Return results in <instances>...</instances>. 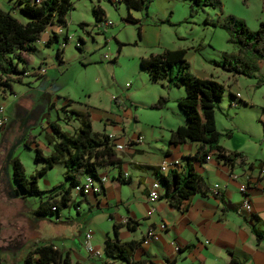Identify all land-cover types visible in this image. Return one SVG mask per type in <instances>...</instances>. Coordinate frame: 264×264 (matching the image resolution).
Masks as SVG:
<instances>
[{"label":"crops","instance_id":"1","mask_svg":"<svg viewBox=\"0 0 264 264\" xmlns=\"http://www.w3.org/2000/svg\"><path fill=\"white\" fill-rule=\"evenodd\" d=\"M108 1L110 2V0ZM241 1L248 5L251 0ZM152 2L153 0H150L145 11L126 7L125 15L121 16L122 21L127 23H130L125 19L128 14L137 19V23L134 25L136 33L137 27H139L137 36L140 39L144 37L143 23L140 24L143 12L146 18L150 13L152 14L148 23L153 30L157 29L152 39L155 46L151 52L147 55H135L129 68L130 77L133 75L145 77L146 81L141 82L139 87L142 92L143 85L148 86L144 88V93H149L147 100L142 101L134 98V95L138 93L137 85L131 92L125 90L116 96H111L118 115L105 120H101L100 117L97 128H93L89 120L93 130L107 135L112 134V145H122L120 150L113 147V155L108 158L106 164L97 168V174L106 177V180L101 184L99 194L86 192L78 195L71 193L70 201L66 206H62L52 215L39 217L40 221L49 219L56 226L80 221L85 228L84 233L87 232L91 235L88 244L99 250L101 254L94 256L86 251L84 233L79 234L78 238L67 239L59 233L60 227L55 230L60 241L52 239L37 243L54 244L58 252L68 253L70 264H124L122 260L108 256L104 252L105 240L113 238L115 235L114 226H116V237L119 241L136 242L137 245L130 256V260L134 262L143 264H230L232 259L237 264H264V238L257 239L252 232V227L264 232V175L260 173V169H264V83L256 86L255 78L233 75L228 72L230 75L227 84L228 93L225 97L224 90L215 105L214 122L220 133L219 145L224 148L225 153H238L239 157H236L232 165L229 166L218 161L215 158L216 152L212 151L208 154V159L191 162L193 171L199 176L201 185L205 189L204 194L195 192L178 204H171L165 198V189L161 187L160 196L155 201L150 202L146 197L150 184L160 176L158 170L160 163L177 159L180 166L173 171L182 174L185 172L183 157L192 156L199 147V143L188 140L178 144L168 143L170 131L185 123V116L176 103L177 99L185 94V90L181 86H173L164 81H151L147 73L141 69L139 60L164 49H184L185 58L188 61V57H191L193 52L201 51L204 46L201 41L188 45L181 44L180 42H184L185 39L178 32L174 33L178 38V44L167 47L166 44L160 43L159 38L164 25L172 26L177 31L181 25L178 23L182 22V24L192 26L195 21L194 16L189 17L188 14L182 20H173V16L167 8H164L163 14L156 16L157 12H150ZM120 4L112 3L113 7L117 9ZM220 4V11L213 13L212 16L204 11L210 21H214L220 12H224V3L220 2ZM93 8L99 9L102 12L100 13L101 18L107 20L105 18L106 10L100 4L96 3ZM0 9L9 11L21 22L27 20L19 11L16 0H0ZM253 10L254 13L250 21L245 16H236L243 19L249 29H256L259 21L264 20V14H262L264 0H258V4L253 7ZM63 24L65 27L66 22L64 21ZM177 24L178 26H175ZM76 25L80 27L76 35L68 33L66 27L65 33L62 31L57 33L58 25L52 24L47 25L40 33L41 37L40 35L38 37L45 41L53 34L56 35L46 45V48L50 50L55 48V56L59 63L63 62L64 47L67 42L63 47L60 44L65 40L66 34L71 35V40L74 38V41H79L80 48L76 47L79 51L84 49L88 38L92 40L98 37L102 39L103 44H108L103 33L105 28L110 25H103L101 21L96 22L95 20L90 23L78 20ZM46 28L47 30H45ZM211 28L219 27L211 26ZM112 39L115 42V51L110 55L111 57L114 56L117 46L121 44L116 60L112 61L115 64L122 56L125 42L120 40L117 35ZM206 41V44H209L210 40ZM135 43L136 41H134ZM34 45L35 49L32 52H39L45 46ZM236 52L237 48L234 46L229 54ZM26 55L25 60L28 67L30 64L27 62ZM40 57L41 62L38 66L46 61L45 52H41ZM257 68L258 74L264 76L263 60L257 61ZM44 75L45 71L43 75L31 76L32 83L37 84ZM23 79H20L21 82H25ZM10 90L1 93L0 97L6 99L7 92L12 93L11 85ZM236 93L239 94V97L234 98ZM160 95L167 97L165 104L161 108H150L149 105L154 103ZM233 98L238 102L235 107L229 105ZM68 100H70V104L65 105ZM125 101L128 102V105ZM37 102L45 107L48 125L50 122H54L61 130L68 133H72L79 126V120L71 110L85 112V104L74 105L71 98L64 97L56 103L41 96ZM0 104L3 105V102ZM59 111L63 113V117L59 116ZM251 111L259 126L255 134L247 130V124L244 121ZM140 112H148L149 118L142 119L139 115ZM217 113L226 119V124L223 126L224 132L217 128ZM51 114H53V119L50 118ZM129 118H132L133 122H128ZM60 121H63V125ZM69 124L71 125L70 130L64 128ZM46 135L48 139H54L51 137L49 126ZM137 137H141V140L137 141ZM33 141L32 138L27 140L29 145ZM33 143L41 150L39 144ZM50 151L52 150L49 147L47 154ZM214 184L218 185L216 193L213 190ZM240 185H245V195L238 191ZM244 196L250 202V212L237 210ZM160 224H164L165 228L160 229ZM147 229H154L158 238L145 241L144 234Z\"/></svg>","mask_w":264,"mask_h":264},{"label":"rangeland","instance_id":"2","mask_svg":"<svg viewBox=\"0 0 264 264\" xmlns=\"http://www.w3.org/2000/svg\"><path fill=\"white\" fill-rule=\"evenodd\" d=\"M220 2L224 3L223 14L232 13L234 16H245L249 21L254 13L253 7L258 4V0H251L248 5H245L241 0H220ZM71 3L72 9L67 12L64 18L67 32L73 35L79 32L80 27L76 25L78 20H84L87 23L94 20L92 8L97 3L106 10L105 18L111 22L103 33L108 44H103L102 39L98 37L92 40L88 38L84 49L79 51L74 46L73 38V40L67 41L64 47L63 62L60 63L55 56L54 47L50 50L43 46L39 52H29L26 59L30 65L27 67V64H24L28 68L27 70L36 68L41 62L40 53L45 52L46 61L41 65L45 68V75L37 84L32 83L31 75L13 77L14 82L10 84L12 93L7 92L6 99L0 97L7 117L4 127L0 130V264H24L23 258L33 243L52 239L60 241L61 239L57 238L55 232L57 227H60L59 233L67 239L78 238V235H82L85 229L80 221L58 226L51 223L49 219H43L42 222L33 212L40 200L46 196L47 190L60 189L67 185L63 176L64 167L62 164H55L51 169H48L45 175L38 177L37 185L43 191L40 196L26 195L24 198H17L13 193L14 182L9 159L12 156L17 157L23 166L25 176L28 177L43 164L42 160L37 162L34 160L35 144L33 142L39 144L41 152L45 155L49 147L52 150V145L48 143L46 135L47 114L44 105L37 102L39 98L43 96L58 103L61 98L65 97L71 98L74 105L85 104V111L89 114L88 119L92 123V127L97 128L100 117L101 120H105L118 115L111 99L112 95L116 96L125 90L131 92L138 85V93L134 95V98L146 101L149 96V93H144V88L148 87L145 84L143 91L140 92L139 86L141 82L146 81L145 77L136 75L130 77L129 68L135 55H147L155 46L152 39L157 29L153 30L148 23L152 14L150 13L147 18L144 12L142 14L140 24L143 23L144 37L140 39L136 33V26L121 19V16L125 15L126 6L124 4L118 5L117 9L108 0H71ZM164 8L169 9L173 20L179 21L187 16L189 1L153 0L150 12H157L156 16H160L165 12ZM204 11L212 16L213 13H218L219 9L208 6L198 8L193 18L195 24L189 26V24L180 22L178 24L181 25L177 31L172 26L164 25L159 42L166 44L167 47L178 44V38L174 34L176 32L185 39L184 42H180L181 44L203 42L204 46L201 51L193 52L192 56L188 57L189 70L196 77L212 78L223 84L226 97L230 75L220 66L214 65L213 61L219 60L221 52L229 54L234 46L227 41V34L224 30L213 29L211 26L203 24V19L206 16ZM55 24L61 28L62 33H65L64 24L54 22ZM115 35L124 41L125 45L122 56L114 64L105 59L104 55L110 56L114 53L115 42L112 38ZM206 40H210L209 44H206ZM134 41H136L135 44ZM21 78H24L25 82H30H21ZM6 90L11 91L10 86ZM125 103L128 105L127 101ZM82 109L84 108L82 107ZM139 115L142 119H147L150 114L140 112ZM59 116L63 117L61 111H59ZM50 118L53 119V114L50 115ZM131 121L133 122L132 118H129L128 122ZM244 121L250 133L255 134L258 131L259 126L252 111ZM60 122L63 125V121ZM225 122V117L217 113L216 125L219 131L224 132ZM70 124L64 128L70 130ZM124 124L126 125V122ZM30 138L34 141L29 146H25L24 142Z\"/></svg>","mask_w":264,"mask_h":264},{"label":"trees","instance_id":"3","mask_svg":"<svg viewBox=\"0 0 264 264\" xmlns=\"http://www.w3.org/2000/svg\"><path fill=\"white\" fill-rule=\"evenodd\" d=\"M187 1H189V17H193L198 8L203 6L218 8L219 11L221 8L219 0ZM149 2L150 0H120V3L127 8L144 11ZM16 4L19 11L27 18L25 22L16 19L9 11L0 9V93L2 94L9 88L10 83L14 82L13 77H20L17 75L25 71V55L35 49L34 42L44 28L54 22L63 24L65 15L72 9L71 0H16ZM92 11L94 20L101 21L100 13L102 12L97 8H92ZM125 19L130 23H137V19L129 14L125 16ZM203 24L223 29L227 34V41L237 48L235 54L221 53L219 60L213 61L214 65L220 66L233 75L255 78L256 86L264 83V76L258 74L257 68V61H264V20L259 21L256 29L250 30L243 19L220 12L214 21H210L205 16ZM137 35H139V27H137ZM55 36L53 34L51 38H48L45 46ZM120 45L117 46L111 61L116 60ZM139 65L151 81H164L173 86H181L185 90V94L176 101L178 108L185 116V123L170 131L168 143L178 144L185 140L199 143V147L192 156L183 157L185 172L179 174L172 170L159 176L165 189V198L171 204H178L195 192L204 194L205 189L201 185L199 176L193 171L191 162L203 161L212 151L216 152L215 158L218 161L229 166L236 157H239L238 153H225L224 148L218 143L220 133L215 127L214 109L224 92V86L212 78L194 76L189 70L184 49H164L161 52L149 54L139 60ZM166 101L167 97L160 95L149 107L161 108ZM69 104L70 100L65 105ZM71 112L78 118L79 126L72 133H68L61 130L56 123H49L51 137L54 138L48 139V142L52 144V151L43 155L35 146L34 160L36 162L42 160L43 164L36 168L33 174L26 177L19 159L13 156L9 159L14 182L12 189L17 198H24L26 195L40 196L43 191L37 186V178L56 163L64 167L63 176L67 185L64 188L47 190L46 196L40 200L33 211L37 217L52 215L62 206H66L70 201L73 187L85 175L96 177L97 168L106 164L108 158L113 155L112 142L107 134L92 129L88 119L89 114L86 111L71 110ZM24 145L29 146L27 141ZM252 232L257 239L264 238V232L254 227ZM114 234L113 238L105 240V254L122 260L124 264H143L130 260L137 245L136 242L119 241L116 237V226H114ZM23 262L24 264H70L68 253L58 252L55 245L49 242L33 243L32 248L25 254ZM230 264L237 263L231 259Z\"/></svg>","mask_w":264,"mask_h":264},{"label":"built area","instance_id":"4","mask_svg":"<svg viewBox=\"0 0 264 264\" xmlns=\"http://www.w3.org/2000/svg\"><path fill=\"white\" fill-rule=\"evenodd\" d=\"M110 2L113 3V4H119L120 0H110ZM101 23L103 25H110L111 24V22L109 20H105V19H102ZM61 31H62L61 28H57V33H60ZM69 40H71V35L66 34L65 35V40L63 42H61L60 46L63 47L64 44L67 41H69ZM45 41L37 39V40H35L34 44L45 45ZM74 46L75 47H79V41H74ZM104 58L107 59V60H111L112 59L111 56H107V55H104ZM41 65L42 64H40L35 69L25 70L24 72H22L21 74H19L17 76L22 77V76L31 75V76H36L37 77V76L43 75L45 69H44V66H41ZM237 97H239L238 93L235 94L234 98H237ZM234 98L229 103V105L232 106V107H235L237 105V101ZM6 120H7V117H6V114H5V108H4L3 105L0 104V129L3 128L4 124L6 123ZM107 136H108V139L111 141L112 134H108ZM136 140L140 141L141 137H137ZM113 147L116 150H120L122 148V145L116 144V145H113ZM205 158L208 159L209 155H206ZM179 166H180V163H179V160H177V159L171 160L169 162L163 161V162L160 163V165L158 167V170H159L160 175H165L170 170L172 171L174 169H177ZM260 173L262 175H264V169L261 168L260 169ZM105 180H106L105 175H98L97 174L96 177H92L90 175H85L82 178V180L73 187L72 193L78 194V195H82V194H84L86 192L99 194L100 188H101V184ZM161 187L164 188L162 186L159 178L156 179L155 181H153L150 184V186H149V188L147 190V193H146V197H147V199L150 202H153L157 198H159V196H160V188ZM213 190L215 191V193L217 192V190H218V185L217 184L213 185ZM245 190H246L245 185H240L238 187V191L242 195H245ZM51 209H54V207H51ZM237 210L240 211V212H250L251 205H250L249 200L246 198V196H244L242 198V200L240 201V203H239V205L237 207ZM159 228L160 229H164L165 225L164 224H160ZM90 237H91V235L89 233H87V232L84 233V235H83L84 241L86 240V243H85L86 251L88 253L94 255V256H100L101 252L99 250H97V249H94L90 244H88V241H89ZM157 238H158V236L155 233L154 229H147L146 230V232L144 234V240L145 241H152V240H156ZM175 249H178V248L175 247Z\"/></svg>","mask_w":264,"mask_h":264}]
</instances>
